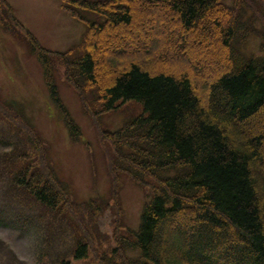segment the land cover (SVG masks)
<instances>
[{"label": "trees", "instance_id": "obj_1", "mask_svg": "<svg viewBox=\"0 0 264 264\" xmlns=\"http://www.w3.org/2000/svg\"><path fill=\"white\" fill-rule=\"evenodd\" d=\"M232 1L226 6L223 0H64L63 9L71 17L83 20L78 10H87L104 18L99 23L86 22L79 56L74 55L75 49L45 50L26 33L43 68L50 98L72 135L78 130L58 97L54 68L63 69L65 81L73 86L88 114L92 115L93 102L100 105V112L128 100L143 108V115L106 133L112 148L108 164L113 175L126 173L140 185L150 179V198L136 231L130 233L132 240H117L111 257L102 264H264V170L262 174L257 171L258 165H264V134L253 131L242 136L238 129L264 116V40L259 46L261 57L246 59L236 52L231 43L245 32H238L241 0ZM257 1L264 10V0ZM163 3L178 23L177 51L184 50L190 57L194 49L190 39L202 25L221 48L228 71L202 88L215 99L212 107L201 103L191 73L176 77L153 70L155 61L176 63L183 57L175 55L176 48L165 36H160L156 48H141L139 56L124 45L113 51L103 43V60H97V44L104 32L125 34L123 44L134 48L137 39L127 33L138 22L132 8L163 7ZM162 17L159 14V21ZM141 27L148 35L155 24L152 20ZM112 55L119 58L107 60L108 65L104 61ZM99 72L106 73L107 80ZM196 74L198 79L203 75ZM12 106L0 102V112L12 124L18 121L32 148L30 154L20 155L23 165L14 184L55 211L67 202L64 187L46 163L42 142L23 125ZM84 250L79 242L76 255H83ZM125 250L135 257H128Z\"/></svg>", "mask_w": 264, "mask_h": 264}, {"label": "rangeland", "instance_id": "obj_2", "mask_svg": "<svg viewBox=\"0 0 264 264\" xmlns=\"http://www.w3.org/2000/svg\"><path fill=\"white\" fill-rule=\"evenodd\" d=\"M4 1L21 26L10 19L6 5L0 0V100L13 103L23 125L31 126L41 139L46 163L52 167L61 188L64 187L67 202L55 211L48 210L13 183L22 163L16 156L30 154L32 149L19 131L18 121L10 124L0 112V264H102L111 257L117 240L130 241L129 231L137 228L149 191L148 186L140 187L124 174H112L108 164L112 148L106 133H113L143 115L142 105L128 100L117 103L115 109L100 112V105L93 102L90 115L83 109L73 86L65 81L63 69L54 68L51 73L58 96L79 131L75 138L71 136L64 116L50 99L43 70L26 31L43 49L54 52L75 49L74 55L79 56L86 22L99 23L104 18L87 10H78L83 20L70 17L63 9L64 0ZM223 1L230 5L232 0ZM240 7L239 27L247 35L231 44L238 54L249 59L258 55L263 39L264 10L257 0H241ZM132 9L138 22L127 33L134 35L137 46L129 48L123 44L125 34L104 32L97 44V60H103L104 44L113 51L124 45L139 56L141 48H156L160 36H165L176 48L175 55L183 57L176 63L155 61L153 70L167 71L176 77L191 73L201 103L206 108L214 106L215 99L202 92V88L211 86L214 77L228 71L214 37L208 35L203 25L198 27L190 39L194 49L188 57L184 50L177 51L176 37L180 30L164 3L163 7L146 4ZM152 20L155 27L146 35L141 25ZM208 42L213 45L211 49L206 47ZM114 58L118 60L119 56L112 55L104 62L109 65L108 61L113 62ZM196 72L203 74L200 79L208 81L198 79ZM204 74L206 77L202 78ZM100 76L107 80L106 73L99 72ZM12 117L13 114L9 120ZM238 129L242 136L253 131L264 134V116ZM31 162L35 163L36 157L32 156ZM257 169L262 174L264 165H258ZM78 242H84L86 247L80 256L76 255ZM125 254L135 257V253L127 250Z\"/></svg>", "mask_w": 264, "mask_h": 264}]
</instances>
